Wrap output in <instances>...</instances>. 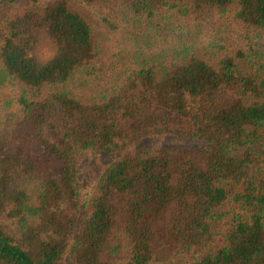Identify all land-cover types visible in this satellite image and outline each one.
Listing matches in <instances>:
<instances>
[{
    "label": "trees",
    "instance_id": "1",
    "mask_svg": "<svg viewBox=\"0 0 264 264\" xmlns=\"http://www.w3.org/2000/svg\"><path fill=\"white\" fill-rule=\"evenodd\" d=\"M263 46L264 0H0V264H264Z\"/></svg>",
    "mask_w": 264,
    "mask_h": 264
},
{
    "label": "rangeland",
    "instance_id": "2",
    "mask_svg": "<svg viewBox=\"0 0 264 264\" xmlns=\"http://www.w3.org/2000/svg\"><path fill=\"white\" fill-rule=\"evenodd\" d=\"M168 38L167 40L162 39L157 42V47L154 45L152 47H148V52H157L159 51L157 48L165 47L168 45ZM152 44V42H151ZM150 44V46H151ZM264 50V46L262 47ZM155 49V50H154ZM46 134V133H45ZM31 141L35 143L36 136L30 134ZM147 145L151 146H160V147H173V148H183L185 150L194 151L197 150L199 144H196L194 141L189 139H175L172 137H154V138H147ZM155 148V147H154ZM110 156L104 155L102 153H87L85 158L82 160L79 170H78V178L79 182L82 187L85 189H93L94 185L96 184L100 174L107 166L110 161Z\"/></svg>",
    "mask_w": 264,
    "mask_h": 264
}]
</instances>
